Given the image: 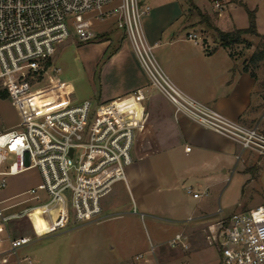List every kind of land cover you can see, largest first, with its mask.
Segmentation results:
<instances>
[{
  "label": "built area",
  "instance_id": "obj_1",
  "mask_svg": "<svg viewBox=\"0 0 264 264\" xmlns=\"http://www.w3.org/2000/svg\"><path fill=\"white\" fill-rule=\"evenodd\" d=\"M214 8L224 10L225 4L216 1ZM149 10L143 0H0V91L19 98L49 79L57 82L61 68L52 59L58 44L74 34L81 41L92 40L94 20L114 17L151 84L178 111L235 140L243 150L264 156V132L257 126L229 119L188 97L170 80L145 38L142 19ZM188 38L201 40L196 33ZM146 99L141 88L111 101L86 99L38 113L0 132V190L9 177L26 170L36 168L41 176L38 185L0 199V234L7 233L0 243H8L0 252V264H10V253L33 240L30 235H12L10 226L17 220L37 216L43 232H54L104 218V199L117 182L126 180L134 162L145 114L141 103ZM188 192L199 196L192 189ZM185 238L177 234L170 245L186 248ZM206 238L217 248L219 264H264V205L218 220ZM136 259L148 262L142 253ZM23 261L33 263L30 256L18 259Z\"/></svg>",
  "mask_w": 264,
  "mask_h": 264
},
{
  "label": "crops",
  "instance_id": "obj_2",
  "mask_svg": "<svg viewBox=\"0 0 264 264\" xmlns=\"http://www.w3.org/2000/svg\"><path fill=\"white\" fill-rule=\"evenodd\" d=\"M143 1L150 7L142 19L145 38L174 85L188 97L229 119L245 126H257L264 131V86L261 85L264 83V61L255 70L256 78L245 70L257 46L252 39L257 38L259 42V38L244 35L246 42L232 48L223 47L215 32L200 22L199 16L193 12L197 7L211 15L221 31L231 32L249 26L248 9L255 12L257 31L264 34V0ZM216 1L235 11L229 9L228 17L214 8ZM113 26L111 22L107 30L99 34L94 32L101 41L89 43L93 50L98 49L93 57L85 61L91 77H96L98 73L99 90L93 98L111 101L141 88L147 99L141 103L145 109L143 128L137 133L134 162L127 169L126 180L117 182L104 199V218L90 224L114 221L109 228L116 233L129 232L128 243L138 247L130 256L120 251V260L111 264H176L179 260H182L181 264H205V250L212 246L206 238L208 228L228 217L221 215L212 221L214 212L210 203L230 179L226 177L229 168L234 166L231 170L233 174L235 167L240 166V176L246 177L244 187L258 184L264 193V156L243 152L246 150L235 140L178 111L151 84L130 39ZM189 33L198 34L201 40L189 39ZM188 147L189 151L186 150ZM188 189L199 196L194 197ZM242 203L239 201L237 204L242 206ZM131 208L133 213L143 212V223L147 214L177 224L174 236L167 241L156 239V242L145 230L147 243L145 237L129 235L134 220L131 217L124 219V215L133 214ZM222 210L220 208V212ZM32 217H35L32 224L42 228L39 217ZM38 226L35 236L42 234ZM10 228L12 230V224ZM2 234L0 238L5 239L7 233L4 237ZM177 234L186 237L183 239L186 248L170 245ZM198 236L202 238L199 240ZM6 243H0V252L8 249ZM151 245L154 247L152 253ZM111 247L114 249L116 246ZM141 253L148 258V262L136 259Z\"/></svg>",
  "mask_w": 264,
  "mask_h": 264
},
{
  "label": "rangeland",
  "instance_id": "obj_3",
  "mask_svg": "<svg viewBox=\"0 0 264 264\" xmlns=\"http://www.w3.org/2000/svg\"><path fill=\"white\" fill-rule=\"evenodd\" d=\"M229 9L231 12L235 11L230 7L221 10V13L230 17ZM111 22L114 23L115 30L122 31L117 27L114 17L94 20L92 30L99 34L107 30ZM98 37L96 36L89 41H81L74 34L58 44L57 52L52 59L54 65L61 68L58 77L54 79L57 82L53 83L49 79L46 84L43 82L32 87L30 93L23 97L15 98L12 95H8L6 99L0 97V132L16 127L24 120L38 115V113L41 114L62 105L77 103L86 97L93 98L99 90L98 73L96 77H91L85 61L90 59L89 57H93L95 51L98 50L97 48L93 50L89 44L94 41L100 42L101 38ZM252 41L253 44H258L257 38L256 40L253 38ZM93 100L96 99L93 98ZM243 152L254 151L246 150ZM233 168L234 166H231L226 175L230 179L222 186V190L220 189L216 193L215 200L210 203L211 210L214 212V215L211 216L212 221H216L221 215L230 216L234 212L251 210L260 204H264V193L260 186L252 183L244 187L246 177L240 176L238 172L240 166L235 167V172L231 174ZM40 180L41 176L38 169L26 170L21 174L9 177L7 186L0 190V196L7 198L6 196L9 197L14 192L19 193L38 185ZM239 201L243 202L242 206H238ZM220 208L223 209L222 212H220ZM130 212L133 213L132 208ZM135 212L124 215V219L131 217L134 220L132 232L129 235L137 238L145 237L147 243L148 238L145 236V230L156 242L157 240L167 241L174 236L177 224L160 218L155 219L147 214L143 223L141 219L143 212ZM32 218L35 217H27L12 223L13 235H30L33 236V240L10 253V264H29L24 261L18 263V259L25 256L32 258V264H111L120 260V251L124 255L130 256L138 248L128 243L127 234L129 232L126 231L127 234H121L113 232L109 228L114 221L81 226L69 225L58 231L43 232L45 227L39 228L38 225H33ZM36 226L42 234L37 235V233L35 236ZM5 234L3 233L2 236L4 237ZM198 237L199 240L202 238L201 236ZM118 240H121L120 245L117 243ZM111 246L116 247L113 249ZM205 253L207 256L204 261L205 264H219V254L216 247L209 246ZM181 263L182 260L176 262V264Z\"/></svg>",
  "mask_w": 264,
  "mask_h": 264
},
{
  "label": "trees",
  "instance_id": "obj_4",
  "mask_svg": "<svg viewBox=\"0 0 264 264\" xmlns=\"http://www.w3.org/2000/svg\"><path fill=\"white\" fill-rule=\"evenodd\" d=\"M193 12L194 14L199 16L200 22L206 24L208 28L212 29L215 32L221 46L223 47L232 48L236 44L246 42V40L243 38L244 35H251L259 38L256 49L249 58L248 65H245V70L249 71L250 74L256 78L255 70L258 64L264 61V34H260L257 31L255 12L247 9L249 16V26L247 28L236 29L231 32L221 31L217 26H215L213 17L208 13L202 12L197 7L194 8ZM247 45H250V43H247ZM261 85L264 86V83H262ZM0 97L6 99L8 97V93L6 91H0Z\"/></svg>",
  "mask_w": 264,
  "mask_h": 264
}]
</instances>
